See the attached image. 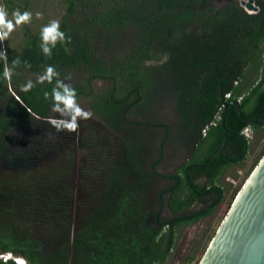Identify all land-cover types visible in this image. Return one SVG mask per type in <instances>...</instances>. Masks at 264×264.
I'll use <instances>...</instances> for the list:
<instances>
[{"label":"trees","instance_id":"16d2710c","mask_svg":"<svg viewBox=\"0 0 264 264\" xmlns=\"http://www.w3.org/2000/svg\"><path fill=\"white\" fill-rule=\"evenodd\" d=\"M5 1L20 12L30 7L28 0ZM215 2L62 0L64 41L45 43L42 28L23 26L22 42L0 59V252L27 264H162L180 226L208 217L223 202L217 180L251 146L243 130H264L257 122H264V0H253L255 12L238 0ZM48 66L56 75L41 83ZM6 67L11 80L4 79ZM28 81L34 86L22 91ZM57 81L76 90L78 104L88 100L115 143L94 126L98 134L82 137L79 152L72 133L51 126L59 115L52 111ZM163 88L177 99V134L188 132L195 144L178 178L158 191L169 192L159 199L174 214L169 218L160 210L152 215L148 201L149 187L165 176L145 166L129 136L143 124L135 114ZM80 154L103 159L105 170L103 178L92 169L90 182L80 180L83 196L76 201L75 181L65 177ZM64 162L69 171L62 175ZM202 176L207 184L196 181ZM187 261L199 259L193 254Z\"/></svg>","mask_w":264,"mask_h":264},{"label":"rangeland","instance_id":"374dc122","mask_svg":"<svg viewBox=\"0 0 264 264\" xmlns=\"http://www.w3.org/2000/svg\"><path fill=\"white\" fill-rule=\"evenodd\" d=\"M14 1H16V3L18 4L23 5L22 0ZM28 2L30 5L28 12L32 14L30 22L22 23L16 26L14 31L9 34L8 38L3 42H0V49L6 50L8 49L9 45L10 47H15L17 42H22V30L24 25L32 27V32H35L38 28H43L53 20H57L60 22L65 12V7L61 4L62 0H28ZM222 2L223 0H216L215 4L220 5L222 4ZM0 5L4 6L6 9L8 14L7 19L13 20L12 13L15 10L9 8V6L11 5L6 3L5 0H0ZM37 13H39L40 15L37 16ZM255 73L256 70H252L250 75L244 81V85L246 88L247 86L251 85L252 78ZM260 76L261 75L259 72L257 78L259 79ZM79 105L83 109L90 111L87 108L89 106L88 100H82ZM157 113L159 112L156 111V114ZM157 115L162 116L161 114ZM82 120H84L85 124H89L86 120H88L89 122H93L94 126H97L99 131L100 129H105L101 123L94 119L93 115L90 119ZM159 130L161 131V129ZM150 132L151 131L149 130L148 126H146L145 124H140V127H136L134 132H130L129 136L132 140L137 139L140 141V143L146 144L148 143L149 137L151 136ZM247 133L251 138V146L245 159L241 163L230 165L224 172L223 176L219 180H217V183L221 185L225 190V197L223 202L217 208H215L212 214H210L208 217H205L196 223L180 226L176 233L175 246L172 248L171 255L162 264H194L193 262L187 261V257L193 254H196V259H199V261L201 260L216 231L218 230V227L226 216L231 201L233 200L237 191L240 189L245 178L249 176L264 153V130L254 132L250 129L247 131ZM107 134V138L111 139V137H113L110 131H108ZM175 134H177V132H175ZM102 136H104V134ZM154 143L156 144L155 140ZM142 154L144 155V157H146V155H149V152L144 149L142 151ZM152 154L153 156L155 155V147L152 149ZM182 159H180V156L178 154L174 153L170 161V169L172 171L175 168L176 170L179 169ZM76 163L80 164L79 159ZM62 166L64 165L61 164L59 168ZM167 167L169 168V165H167ZM65 168H67L66 165ZM74 170L76 171V168H74ZM65 173L66 172L62 170V175H64ZM205 179L206 181H208L207 178ZM73 180L75 181L76 178L74 177ZM91 183L94 184V180ZM199 208V205H195L193 207V209ZM163 213L165 216H171V212L167 209H165Z\"/></svg>","mask_w":264,"mask_h":264},{"label":"flooded vegetation","instance_id":"af4514ba","mask_svg":"<svg viewBox=\"0 0 264 264\" xmlns=\"http://www.w3.org/2000/svg\"><path fill=\"white\" fill-rule=\"evenodd\" d=\"M158 94V95H157ZM152 97L154 98L153 102L149 103L148 106L146 107V109H143L141 111H139V113L135 114V121H136V117L137 120L140 123L145 124L146 126H148L149 130L151 131L150 134L151 136L149 137V141L146 144L140 143L139 140L138 141V150H139V154L145 149L149 152V155H146V157H144L143 162L145 164L146 167H149L150 165H153V171L155 172H159L160 174L164 175L165 177H160L158 182L153 186V187H149V191L148 193L150 194V198H149V202L153 205H155V208L152 210L154 214V212L159 211V216H163V218H169V217H173L174 214L171 212L168 203H164V202H159V199L161 197H165L168 198L169 197V192L168 193H164L159 194V190L165 188V187H169L174 183V178H178L177 177V172L187 164L189 157L191 156L194 146L195 144L192 143V139L189 136V133L187 132V134L184 135L183 138H180L178 134H175V132H177V128H176V123H178V121L180 120V113L177 111L176 107H177V99L175 96H173L170 91L167 88H163L162 90H160V92H156L155 94L153 93ZM242 99L239 98L238 102H240V100ZM156 111H158L159 113L157 114H161L162 116H159L156 114ZM177 118V119H176ZM87 123L89 124H85L84 120H80L79 123V127L77 129L76 132H72V134L74 135L73 139L76 141L77 140V146H78V151H80L79 147H80V143L81 138L85 137V135H87L89 137V139L91 138V136H94L98 133H92L93 131H91L94 127L93 122H89L88 120H86ZM173 123V125H172ZM85 124V125H84ZM86 126H90L91 129H89ZM161 129V131L159 130ZM108 129H105V132L103 133V131H99L96 130L98 132H101L102 135L104 134L103 137H105L106 140L111 141V142H116V138L115 139H109L107 131ZM101 133H99L100 136ZM176 136V137H175ZM87 137V138H88ZM36 140V139H35ZM34 140V141H35ZM72 140V139H71ZM154 140L156 142V144L154 143ZM32 140V142H34ZM109 142L110 144L113 145V143ZM106 145V148L108 147L109 143L104 142ZM168 146V147H167ZM155 147V155L153 156L152 154V149ZM101 150H106V149H101ZM178 154L180 156V159H182V162L180 164V168L176 170V168L172 171L170 169V161L172 159V155L173 154ZM67 156H69V154H65L63 156V158H67ZM150 157V158H149ZM62 158V159H63ZM101 158V157H100ZM73 165L70 168V175H66V179H68L69 182H73V178L75 177V184H76V188L75 189V194H79L81 193L80 191L82 190L79 185H81V183H87L90 182L93 178L90 175V171H92V169L95 171V175H100L102 178L104 177V173L101 172L100 170H105L103 159H95V161L92 160V158H86L83 157L81 154L79 155V162H82V166H80V164L75 163V159H73ZM96 165L94 166V168H92V165L95 163ZM65 163L64 162V166L60 167L61 170H64L66 173L68 170V167L65 168ZM101 163V164H100ZM102 165V166H101ZM167 165H169V168L167 167ZM74 168H76V171L74 170ZM44 170V169H43ZM171 170V171H169ZM46 171H50V170H46ZM206 177H197L196 181L199 182L200 184H207L208 181H206L205 179ZM80 180H83L85 182H80ZM81 196H83V194L77 195L76 197V201H79L81 199ZM167 209L171 212V216H165L164 215V210ZM162 218V219H163Z\"/></svg>","mask_w":264,"mask_h":264},{"label":"water","instance_id":"95a60500","mask_svg":"<svg viewBox=\"0 0 264 264\" xmlns=\"http://www.w3.org/2000/svg\"><path fill=\"white\" fill-rule=\"evenodd\" d=\"M238 3L247 11L257 10L253 0ZM257 122L264 126V122ZM197 264H264V153L237 191Z\"/></svg>","mask_w":264,"mask_h":264},{"label":"clouds","instance_id":"9594fccd","mask_svg":"<svg viewBox=\"0 0 264 264\" xmlns=\"http://www.w3.org/2000/svg\"><path fill=\"white\" fill-rule=\"evenodd\" d=\"M7 11L4 6L0 5V42L6 40L9 34L14 31L15 27L22 24L30 22L31 13L28 11L20 12L18 9L12 13L13 20L7 19ZM40 14L37 13V16ZM60 38L62 41L66 39L65 34L60 31L59 21L53 20L48 25L44 26L41 29V38L47 43L49 41L55 42L57 38ZM70 41V37L67 38ZM43 47V46H42ZM43 52L46 55H51L47 47H43ZM0 59L7 60L6 50L0 49ZM13 65L18 63V58L14 60ZM56 75L53 71L52 66H48L45 70L44 76L39 78V82L47 80L48 82L52 81V77ZM5 80H11L12 69L5 68L3 73ZM57 87L52 89V98H53V108L54 113H59L54 118H51L48 122L52 127L56 129L57 132L67 131V132H76L79 127V120L81 119H90L92 116L91 111H87L80 107L76 100V90L73 87L62 84L60 81H57ZM32 81H28L25 85L22 86V91H30L33 87ZM57 88H62V92L58 91ZM48 93L45 92V98H48ZM60 105H63L61 107ZM9 254V256H8ZM8 256V260L4 262L2 256ZM11 261V262H9ZM0 263H10V264H27V261L22 257L13 256L10 253L0 252Z\"/></svg>","mask_w":264,"mask_h":264},{"label":"built area","instance_id":"2783aa9c","mask_svg":"<svg viewBox=\"0 0 264 264\" xmlns=\"http://www.w3.org/2000/svg\"><path fill=\"white\" fill-rule=\"evenodd\" d=\"M248 11H249V10H248ZM249 12H251V11H249ZM248 130H250V129H249L248 127H246V128L243 130V132L245 133L246 136L249 137V134L247 133ZM8 256H9V254H8ZM8 256L3 255V256H2V260H3L4 262H6V261L8 260Z\"/></svg>","mask_w":264,"mask_h":264},{"label":"crops","instance_id":"0c3cea01","mask_svg":"<svg viewBox=\"0 0 264 264\" xmlns=\"http://www.w3.org/2000/svg\"><path fill=\"white\" fill-rule=\"evenodd\" d=\"M246 10V9H245ZM249 12V11H248Z\"/></svg>","mask_w":264,"mask_h":264}]
</instances>
